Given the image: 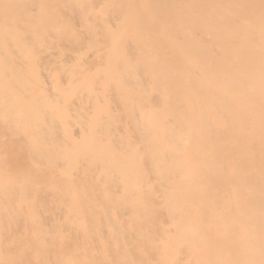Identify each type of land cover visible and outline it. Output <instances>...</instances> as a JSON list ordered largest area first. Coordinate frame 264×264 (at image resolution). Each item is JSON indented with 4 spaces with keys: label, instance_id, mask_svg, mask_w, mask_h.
I'll use <instances>...</instances> for the list:
<instances>
[{
    "label": "bare ground",
    "instance_id": "6f19581e",
    "mask_svg": "<svg viewBox=\"0 0 264 264\" xmlns=\"http://www.w3.org/2000/svg\"><path fill=\"white\" fill-rule=\"evenodd\" d=\"M0 264H264V0H0Z\"/></svg>",
    "mask_w": 264,
    "mask_h": 264
}]
</instances>
